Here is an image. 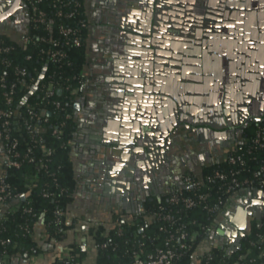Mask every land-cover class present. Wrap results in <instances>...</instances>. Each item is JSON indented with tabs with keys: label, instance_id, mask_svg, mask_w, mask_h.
<instances>
[{
	"label": "crops",
	"instance_id": "1",
	"mask_svg": "<svg viewBox=\"0 0 264 264\" xmlns=\"http://www.w3.org/2000/svg\"><path fill=\"white\" fill-rule=\"evenodd\" d=\"M121 2L85 1L90 18L87 57L83 68L86 83L79 95L80 100L75 103L78 107H75L78 130L71 154L77 179L75 200L66 210L68 233L63 240L55 243L49 239L43 217L34 223L33 239L43 250L32 255L28 253L30 264H55L56 256L63 248L73 244L85 250L84 264H94L97 259L96 229L103 227L102 234L107 235L113 228L114 213L122 215L127 221L146 213V202H139L140 191H154L157 194L154 198L167 189L172 192L178 189L177 181L181 177L189 174L201 178L205 167L223 162L226 154L236 148V141L229 136L217 139L204 136L189 149L184 147L179 150L173 162H164L160 159L150 161L148 158L139 161L127 150L128 143L121 144V140L126 141L130 136L125 133L128 124L134 126L138 123L146 128L149 127L146 124L149 119H158L159 124L165 123L168 105L162 98L167 87L181 102L174 114L182 113L183 117V111L197 110L194 103L202 105L213 95L216 98L219 96L220 102L226 100L234 104L243 99L241 89L233 88L230 79H222V84H216L215 88L212 81L203 84L202 76L198 73L182 81L183 66L191 70L201 68V59L196 54L194 43L198 33L167 30L151 32L148 37L129 32L126 28H133L138 22L131 8L140 0H126L125 7ZM210 3L211 0H207V4ZM114 23L120 25L118 30ZM3 32L14 39L23 36L14 34L11 29ZM225 36L223 38H228ZM168 69L175 71L178 75L176 79L169 80ZM189 83L194 85V92L185 101L182 86ZM205 85L206 89L203 88ZM146 87L156 88L159 93H147ZM184 101L187 109L183 106ZM221 117V120L215 118L213 122L223 128L226 117L223 114ZM235 123H238L237 126L240 124ZM129 129L132 130L131 127ZM96 146L100 148L96 149ZM3 156L4 149L0 146V174L3 172ZM140 162L145 165L141 166ZM106 180L111 181L109 187H106ZM95 188L99 191L94 192ZM213 241L208 240L207 245L211 246L209 243ZM24 254L18 252L3 264H27Z\"/></svg>",
	"mask_w": 264,
	"mask_h": 264
},
{
	"label": "trees",
	"instance_id": "2",
	"mask_svg": "<svg viewBox=\"0 0 264 264\" xmlns=\"http://www.w3.org/2000/svg\"><path fill=\"white\" fill-rule=\"evenodd\" d=\"M66 1L69 5L63 7L64 11H74V16H56L50 0H46L45 6L49 8L50 17L54 21L52 30L46 29L45 25L32 22L26 35L28 37L26 45L18 44L7 33L0 34V47L10 48L8 52H0V108L13 109L15 112L12 124L4 133L18 140L17 149L21 153L20 167H9L6 170L5 180L15 197L5 203L11 209L0 221V256L4 253L12 257L18 252H27L30 255L41 252L43 247L38 246L33 239V225L41 217L45 221L49 239L52 236L59 240L63 239L65 236L56 224L55 210L59 208L66 212L67 207L75 200L77 179L71 156L78 130L75 103L86 83H80L84 80L80 72L86 64V39L90 18L86 11V0ZM61 26L71 27L76 33L68 35L61 33ZM76 34L81 39L80 46L73 42ZM55 40L59 42L57 48L64 50L66 55L53 60L51 53ZM22 72L26 74L23 75ZM3 77L5 81L2 82ZM22 79L27 83L34 81L37 87L33 89L22 85L20 83ZM51 80L59 84L61 92L58 90L54 99L61 101V108H56L51 100L44 98V87ZM2 83L7 87H3ZM12 85H14V93L10 95L12 101L7 103L6 93ZM77 88L78 94L74 93ZM27 104L49 121L45 123L31 117L27 111ZM29 125L32 129L28 128ZM259 127H264V123L255 125L245 144L230 151L241 154L246 159V165L239 167L240 178H254V172L259 171L260 166L264 164V148H259L253 143L255 131ZM55 129L59 130V135L53 133ZM47 149H51V153H47ZM236 168L223 161L205 167L204 174H212L216 170L230 173ZM212 184L215 189L210 192L207 188L189 187L175 189L161 199L147 200L146 213L139 214L133 221L124 220L122 215L114 213L113 221L119 222L118 227L110 229L107 235L102 234L104 228L101 226L95 231L96 243L100 246L107 242L108 238H112L113 242L98 249L94 264H127L133 260L136 253L145 256L155 253L158 249L175 250L181 254L177 264H190V255L200 245L207 243L208 233L214 230L213 224L218 216V213L206 207L208 203L210 205L215 203L217 196L222 192L219 181ZM24 193H29V196L12 205V202ZM209 193L207 199L191 209L170 203L172 194L197 197ZM160 206L165 207L162 212L174 213L176 220L168 222L160 218ZM3 207H0V210ZM153 213L157 216L149 219ZM63 224L67 225L66 217H63ZM180 232H186L187 237L182 239ZM194 233L197 235L192 237ZM71 247L72 262L84 264L86 253L82 246L73 244ZM225 248L209 246L206 255H211L212 259L208 260L205 256L202 264H264V258L259 257L264 249V220L261 227L254 223L252 234L242 242L240 250L230 254ZM55 263L64 264L59 258Z\"/></svg>",
	"mask_w": 264,
	"mask_h": 264
},
{
	"label": "water",
	"instance_id": "3",
	"mask_svg": "<svg viewBox=\"0 0 264 264\" xmlns=\"http://www.w3.org/2000/svg\"><path fill=\"white\" fill-rule=\"evenodd\" d=\"M131 1L134 2L136 0ZM155 1L140 0V3H136L135 7L131 8L135 11L133 13L136 14L135 16L137 17L138 22L135 27L126 28L129 32L149 37V34L153 30L157 32L167 31L169 29L192 32L197 31L199 39L204 27L211 29L210 27L212 26L219 28L224 25L228 26L232 32L234 29L240 30L244 35L237 38L243 43L237 52L230 51L229 56L234 59L232 65L234 66L238 54L239 59L242 56L243 61L246 62V67L248 68V84L246 91L248 94H253L252 92H256L257 86H260L255 78L257 71L261 74L260 77H262L263 80L262 87L264 86V0H211L209 7L207 6V0ZM18 3L19 7L21 6V3L24 6L23 0H18ZM121 3H123L124 7L127 4L126 0H122ZM4 11L5 9L3 10L2 5H0V34L4 33L2 32L4 29L2 22H5L7 18H10L11 16L13 17L14 15V11L8 13H5ZM223 13L226 14V17L231 18L229 22H225L222 25L220 24V19L217 24L211 22L214 20L211 18V14L215 16L219 15L220 17ZM23 20L24 22L22 25H20L15 17L12 19L10 18L7 21L10 23L9 28L14 34L19 33L23 35L28 31V15L24 17ZM114 25L117 26L116 30H118L119 24L114 23ZM146 44L149 43L147 42ZM196 48V54L200 57L201 51L199 43ZM204 55L206 64L207 54L205 53ZM224 62H228V60L225 58ZM198 72H200L199 69ZM136 84L141 85L140 82ZM186 86H188V88H193L194 85L189 83L182 87ZM60 92L61 91L59 90V93ZM145 92L158 94L159 90L146 87ZM164 95L165 96H163L162 100L168 105L166 109L167 112L165 113V123L159 124L157 121L158 119L152 121L149 119L146 122L149 127L146 128L139 126L138 123H135L134 126H131L130 124L126 126L127 129H125V133L130 136L126 141L121 140V144L128 143L127 150L131 151L133 158L135 157L139 161L148 158L150 161H153V159H160L164 160V162H168V160L173 162L175 160L173 153H175V155L177 154V151L171 153V151L176 148L173 147L174 144H182L189 149L190 145L197 144L199 139L204 136H206L207 139H217L218 137L229 136L232 140L236 141V147L245 144L246 138L248 137L246 133L247 125L241 126V121L239 126H237L238 123H235L234 121L235 116L230 115L228 112L225 114L226 119L225 123H223V128H220V126L213 121H194L192 119L194 117L193 115L185 119L183 115H181L180 122H176L177 118L175 116L173 121L176 120L174 125L177 127L173 128L174 125L171 124L170 119L167 118L168 110L173 114L177 105H181V102H179L178 98L173 96L169 91H165ZM79 100L80 98L78 97L76 101ZM75 107L78 108L77 106ZM257 115H259V117L254 121L258 123L261 121L264 122V112L257 113ZM205 124L207 127L203 126ZM199 126L201 127L199 128ZM129 127H131L132 130L129 129ZM220 129L225 130L224 132H218ZM183 133H187V135H183ZM99 148L100 147L96 146V149ZM140 165H145V163L140 162ZM175 178L176 180L179 179L178 177ZM98 181L100 182L101 180ZM105 182L107 184L106 187L111 185V181L106 180ZM177 182L179 190L187 188L183 177ZM98 191L97 188L94 189V192ZM163 194L164 193L161 192V195L157 198L161 199V197L164 196ZM146 195L151 196L149 201H153L155 199L154 197L157 196L154 191L146 192ZM27 196H29V193L23 195L21 199L14 200L12 205L18 204L20 200H24ZM253 207H257L260 213L264 212V188L261 186L242 188L233 196L231 202L225 208L227 210L221 213L223 216L220 217V220L215 222L216 229L208 233V240H214L213 242H210L209 245L226 247L230 254L240 250L242 248V242L253 232V223L255 222L259 227L263 225L264 215H257L255 218H251L253 216ZM9 209L10 206L5 205L0 210V221ZM24 257L25 263L30 264V255L25 253ZM0 264H2L1 258Z\"/></svg>",
	"mask_w": 264,
	"mask_h": 264
},
{
	"label": "built area",
	"instance_id": "4",
	"mask_svg": "<svg viewBox=\"0 0 264 264\" xmlns=\"http://www.w3.org/2000/svg\"><path fill=\"white\" fill-rule=\"evenodd\" d=\"M46 0H23V4L27 10V15L29 18V26L31 25L32 22H36L41 25H45L46 29L52 30V25L54 23L53 18L50 17L49 13V8L45 6ZM50 5L55 11V15L58 17L62 16H67V17H73L75 12L74 11H69L65 12L63 7L68 6L69 3L66 0H50ZM51 10V9H50ZM28 26V31L23 34L21 38H16L13 40L16 41L20 45H26L28 42V37L26 36L29 31L30 27ZM60 32L64 33L66 35L68 34H75V30L71 27H65L61 26L60 27ZM73 42L75 45L80 46L81 45V39L79 36L74 37ZM59 46V42L56 40L53 41L52 47H53V52L51 53V59L56 60L58 57H64L66 55V52L62 49L57 48ZM10 48L8 47H0V52H8ZM23 75L26 74V72H22ZM80 76L84 79L80 81L85 83V76L83 73V70L80 72ZM5 81L4 77L2 78V82ZM22 85L27 86L28 88H36L37 84L32 81L31 83H27L25 79H22L20 81ZM3 87H7L5 83H2ZM59 90V84L56 81H49V83L44 87V98L51 100V103L55 105L56 108H61L62 103L58 99H54L56 96L57 91ZM14 93V85L10 86L8 89V92L6 93V99L7 103H11L12 98L11 94ZM74 93L78 94L79 89H75ZM79 97V95H78ZM77 97V98H78ZM27 111L29 115L37 120L44 121L45 123L48 122V118L44 117V115L40 114L39 112H36L35 109L30 105L27 104ZM15 112L13 109H2L0 108V122H1V128H0V146L4 149V156L2 160V165H3V172L0 174V207H3L6 205L5 203L15 197L13 192L11 191L10 185L7 183L5 180L6 178V170L9 167H20L21 161L19 160V157L21 156V153L17 149L18 147V140L14 137H12L8 133H4L6 128H8L12 124V119L14 116ZM29 129H32V126H28ZM54 134L59 135L60 132L58 129H55ZM253 143L259 147V148H264V127H259L256 129L254 138H253ZM44 146V145H43ZM233 150V149H232ZM230 150V151H232ZM230 151L226 154L225 159L223 161L227 162L230 165L236 166L237 168L235 170H232L230 173L224 172L222 170H216L212 174H204L201 178L197 177H192L189 174H186L183 176V180L185 183V186L187 188L192 187L195 189H200V188H207L208 191L214 190V185L212 184L213 182L219 181L220 182V190L222 191L220 195L217 196V201L213 204H207L206 207L215 213H218V216L216 217L214 221V230L216 229L215 222L219 219L221 213L224 211L226 206L231 202V199L233 196L242 188H247V187H253V186H261L264 188V164H262L259 168V171L254 172V178H249V177H243L240 178L238 176L239 171H240V166L244 167L246 165V159L243 155L241 154H236V153H230ZM47 153H51V149L46 150ZM210 196V193L208 195L206 194H200L197 197H182L178 194H172L170 197V203L171 204H180L184 206L186 209H191L194 207H197L201 204V202L205 199L206 197ZM11 209V208H10ZM159 215L160 218H162L165 221L168 222H174L176 220V216L172 212H162L165 207L160 206L159 207ZM30 211V210H27ZM55 215H56V224L60 227L59 231L66 236L68 233V227L67 225L64 226L63 224V217H66V212L63 210L57 208L55 210ZM155 216H157L156 213H153L151 216H149V219H153ZM120 224L118 221L114 222L113 221V227H118ZM47 230V228H46ZM48 233V231H47ZM210 233V232H209ZM49 236V234H47ZM186 232H180V237L182 239L187 237ZM197 234L194 233L192 237H195ZM65 238V237H64ZM63 238V239H64ZM53 242L57 243L59 240L58 238L52 236L51 238ZM208 241V237L206 238ZM113 242L112 238H108L107 242L103 243L101 246L96 243L95 247L98 252V249L101 247H107L109 244ZM208 245L202 244L200 245L191 255H190V264H202L203 260L206 256L208 260L212 259L211 255H206L208 253ZM224 248V247H221ZM227 250V248H225ZM72 247L71 246H66L63 248L61 253H59L56 257L63 260L64 264H74L72 262L73 254H72ZM228 252V251H227ZM260 258H264V249L261 251ZM2 264L4 262H7L11 256L7 253H4L2 256H0ZM56 258V259H57ZM181 258V254L176 252L175 250L172 249H158L155 253H149L145 256L136 253L134 255L133 260L130 263L127 264H177V261ZM56 261V260H55ZM253 261H255L253 259ZM206 263H208L206 261ZM56 264V263H55Z\"/></svg>",
	"mask_w": 264,
	"mask_h": 264
},
{
	"label": "flooded vegetation",
	"instance_id": "5",
	"mask_svg": "<svg viewBox=\"0 0 264 264\" xmlns=\"http://www.w3.org/2000/svg\"><path fill=\"white\" fill-rule=\"evenodd\" d=\"M18 4H19L18 0H0V5H2L3 10L5 9L4 12L8 13V12L14 11L13 17H15V19H17L19 21L20 25H22V23L24 22V20H23L24 17L27 16V10L22 5V3L20 4L21 5L20 7L18 6ZM207 6L209 7V4H207ZM13 17L11 16L10 18L12 19ZM10 18H7V20L5 22H2V24L4 26V29L2 30V32L10 30V28H9L10 23L7 22ZM211 18L214 19L211 21L213 24H217L218 20L220 19L221 25L223 23L229 22L231 20L230 17H226L225 13H223L222 16H220V17H219V15L215 16V15L211 14ZM204 21H206V20H204ZM210 28L211 29H207L206 27H204L200 38L198 39V34H197L196 35L197 37H196L195 42H194L196 47L199 43V48L201 51L200 59H201L202 65H201V68L199 69L200 72H198V68H197V70L196 69L191 70L188 66H186V67L183 66V70L181 72V78L180 79L182 81L183 80L186 81V80H189V76H194V75H197V73H198V74H201V76H202L203 84H206L207 81H210V82L212 81L213 82V88H215L216 84H222V82H223L222 79H224V78L230 79L231 84L234 85L233 88H237V89L240 88L241 89L240 93H241L243 99H242V101H240V103H237V104H234L233 101L232 102L231 101L226 102V100L224 102L222 101L223 102L222 103V102H220L219 96L216 98L213 95L212 99L208 98L207 101L203 102L202 105L200 103H197V102L194 103L195 108H197V110H195V111H193V109L188 110V111H186L184 109L185 110V111H183L184 112L183 113L184 119L187 118V116L193 115L194 117L192 119L194 121H199V122L214 121L215 118H217V119L219 118L221 120L222 119L221 114L225 115L229 111L228 113L230 115L235 116L236 122L242 121L241 126L247 125L246 133L249 137L251 132H252V129L254 128L255 125L260 124V123H264L262 121L259 123L254 121L256 118L259 117V115H257V113L264 112V88H263L264 86L262 87L263 80H262V77H260L261 74L258 71L255 74L256 75L255 78H256L257 82L260 84V86H257L256 92L254 91V92H252L253 94H248L246 91L247 84H248V78H247V75H248L247 69L248 68L246 67L247 66L246 62L243 61L242 56L239 59V54H238L237 58L235 59L234 66H233L232 64H233L234 59L230 58V56H229L230 51H236L237 52V50H239L240 46H242L243 42L240 41L239 38H237V37H240L239 35L242 34V32L240 30H237V29H234V31L232 32V31H230V28L228 26H224V25H222L219 28H216L213 26ZM169 30L171 31L172 29H169ZM178 31L183 32V30H178ZM153 32H155V31L153 30L152 33ZM196 33H197V31H196ZM223 35L224 36L226 35L225 37H228V38H223ZM151 37H153V35H151ZM224 49H225V53L222 54ZM205 53L207 54V63L206 64H205V57H204ZM240 55H242V54H240ZM225 58L228 60V62H224ZM167 72H168L167 74H168L169 80H174L178 76L175 73V71L172 69H168ZM155 73H156V71H155ZM226 86L227 85L225 84V88H227ZM195 88H197V87H195ZM203 88L206 89V85ZM182 90L185 92L184 93L185 101H188L187 98L194 92L193 88H188V86H186V87H182ZM167 91H169L171 93V90L169 89V87H167ZM211 100H212V102H211ZM185 101H184L183 106L186 107V109H187L188 106H187V103ZM227 106H228V108H227ZM191 111H193V112H191ZM252 111H253V114H252ZM185 114L186 115L188 114V115L186 116ZM181 115H182V113H179V115H176L174 113L171 114L170 110H168V114H167L168 117L167 118H169L171 121V124L174 125V122L176 121V120L173 121L174 117L176 116V118H177L176 122H180ZM205 125H203V126H205ZM176 127L177 126H175V125L173 126V128H176ZM200 127L201 126H199V128ZM183 135H187V133H183ZM173 147H176V148H174V150L171 151V153H173L174 151L175 152L177 151V153H178L179 150H183L184 147L186 148L185 145H182V144L177 145V143H176V145L174 144ZM173 154L175 155V153H173ZM142 188H143V186H142ZM146 192L147 191H140L139 192L138 196L141 200L139 202H143L144 200L146 202L147 200L150 199L151 196L146 195ZM163 193H164L163 195H167L170 193V190L167 189ZM226 210L227 209H224V211H226ZM252 215L253 216L251 218L253 219L257 215L263 216L264 212L260 213L259 210L257 209V207H253ZM222 216L223 215H220V217H222ZM220 217L218 220H220Z\"/></svg>",
	"mask_w": 264,
	"mask_h": 264
},
{
	"label": "rangeland",
	"instance_id": "6",
	"mask_svg": "<svg viewBox=\"0 0 264 264\" xmlns=\"http://www.w3.org/2000/svg\"><path fill=\"white\" fill-rule=\"evenodd\" d=\"M254 129H252V131H253Z\"/></svg>",
	"mask_w": 264,
	"mask_h": 264
}]
</instances>
